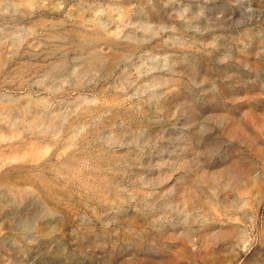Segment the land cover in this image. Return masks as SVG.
I'll return each mask as SVG.
<instances>
[{
  "label": "rangeland",
  "instance_id": "1",
  "mask_svg": "<svg viewBox=\"0 0 264 264\" xmlns=\"http://www.w3.org/2000/svg\"><path fill=\"white\" fill-rule=\"evenodd\" d=\"M0 264H264V0H0Z\"/></svg>",
  "mask_w": 264,
  "mask_h": 264
}]
</instances>
